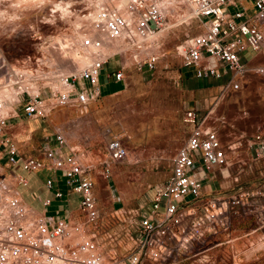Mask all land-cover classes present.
Instances as JSON below:
<instances>
[{
	"label": "built area",
	"instance_id": "built-area-1",
	"mask_svg": "<svg viewBox=\"0 0 264 264\" xmlns=\"http://www.w3.org/2000/svg\"><path fill=\"white\" fill-rule=\"evenodd\" d=\"M84 2L74 30L83 63L48 77L33 93L0 102V264L120 263L114 257L106 259L95 238L98 208L84 142L69 140L63 124L42 140L39 156L22 154L5 129L18 104L29 118H43L58 107L82 110L99 96V75L110 60L105 78L120 83L128 64L152 69L162 54L165 12L174 7L180 12L167 26L190 19L201 25L175 47L181 65L193 77L215 85L217 95L208 107H183L187 133L169 156L165 180L150 186L148 205L134 225L133 248L121 264H176L190 256L199 264H211V250L233 249L238 227L243 226V234L264 228V116L245 132L215 110L217 101L248 76L264 83V0ZM220 128L225 129L224 137ZM104 148L99 164L103 176L113 163L141 160V150L118 138L108 137ZM147 157L157 161L160 154ZM41 170L59 171L65 185L77 192V218L66 209L47 214L23 199L18 186H27L24 174ZM250 176L252 184L244 180ZM55 180L48 174L42 182L51 198H60L63 192ZM204 184L214 191L202 192ZM33 197L43 208L50 204V197Z\"/></svg>",
	"mask_w": 264,
	"mask_h": 264
},
{
	"label": "rangeland",
	"instance_id": "rangeland-1",
	"mask_svg": "<svg viewBox=\"0 0 264 264\" xmlns=\"http://www.w3.org/2000/svg\"><path fill=\"white\" fill-rule=\"evenodd\" d=\"M84 4V0H0V102L33 93L48 77L70 72L83 63L76 51L74 30ZM179 12L177 7L165 12L160 31L162 54L152 69H137L128 64L123 69V83L107 95H102V89L93 108L58 107L43 118L28 119L29 126L18 104L5 129L22 154L39 156L42 140L63 124L69 140L84 142L85 161L93 165L92 192L98 208L93 231L105 258L114 257L120 260L118 264L133 248L134 225L138 214L148 205L150 185L155 182L153 175L169 167L174 148L160 144L164 130L181 141L187 133L181 121L183 107H208L217 95L216 88H208L211 84L197 89L181 78L185 67L181 66L175 47L183 43L186 35L198 32L201 25L197 19H190L167 26ZM112 63L110 60L102 73ZM112 87L106 84L107 89ZM215 110L233 121L236 129L251 132L264 116V83L257 76H248L238 89L230 90L217 101ZM77 119L88 124L76 126ZM224 130L220 128L221 137ZM108 137L141 150V160L113 163L107 176H103L99 164L105 157ZM156 152L159 159L151 161L147 156ZM40 175L41 171L27 175L28 187L18 186L23 199L32 207L37 202L31 192L39 191L33 178L41 182ZM244 180L248 184L255 181L252 176ZM201 191L213 192L214 187L204 184ZM241 227L236 230L238 238L233 249L222 247L209 252L211 264H264V228L243 234ZM192 260L190 256L176 264H199Z\"/></svg>",
	"mask_w": 264,
	"mask_h": 264
},
{
	"label": "crops",
	"instance_id": "crops-1",
	"mask_svg": "<svg viewBox=\"0 0 264 264\" xmlns=\"http://www.w3.org/2000/svg\"><path fill=\"white\" fill-rule=\"evenodd\" d=\"M241 1L243 3H248L247 0H241ZM180 75H181L182 79H185L187 82L192 83L194 88L201 89L203 87H201L200 85L206 84L205 82L193 77L192 73H191V70H189L187 68H185L184 70L182 69L181 72H180ZM119 83H120V81H114V80L105 78L104 73H102V71H101V73L99 75V86H100V93H101V90L104 89V92H103L102 95H107V94L113 92L114 90H116L120 86V85H118ZM106 84H112V86H114V87H112L110 89H107L106 88ZM211 86L212 87H208V88H216V86L213 85V84H211ZM99 96H101V94H99ZM95 100H96V98L94 100L88 102L83 109H86L87 107L93 108ZM70 108H73V107H67V109H70ZM73 109H76V108H73ZM28 119H31V118L26 117L25 124L27 126H29L27 124V120ZM181 121H182V119H181ZM84 123L85 122L82 121L81 119H77L76 120V124H77L76 126H78L80 124L86 126L88 124V123H86V124H84ZM183 124H185V123L183 122ZM89 125L92 126V121L89 122ZM185 126H186V129H187L188 126L186 124H185ZM38 130H40V129L38 128ZM182 140L180 141L179 138H175L173 136H170L168 130L165 129L164 133H163V137H162V139L160 141V144L162 146H164V147H168V148H172V149L174 148L175 149L182 142ZM174 149H173V151H174ZM41 172H42V175H40V176H41L42 180H43V177L48 175V174H52L53 176H55V178H56L55 184L63 192V195L60 198H51V195H52L51 191L50 190H46V188L43 185V182L42 181L39 182L38 178H36V177L33 178L32 177L33 181L36 183V188L39 190V191H36V192L35 191L31 192L32 198H34L33 194H37L40 197L47 196V197L51 198L50 204L48 206H46L45 208L41 207V204L37 200V198H34V200H36V202H37V204H36L37 206H35L33 208L40 209V210L44 209L47 214H51V215L57 214L59 212V210H61V209H66V211H68V213L72 217L77 218L78 217L77 192H75L73 190H70L65 185L64 179L60 175L59 171H57V170H55V171L41 170ZM168 173H169V167L163 173H160V174H157V175H153V179H154L155 182H153L152 184L158 183V182H161V181L165 180V178L167 177ZM30 174H32V173L24 174L25 177L27 178V186H26V188L28 187V184H29V178H28L27 175H30ZM150 193H151V187H150Z\"/></svg>",
	"mask_w": 264,
	"mask_h": 264
}]
</instances>
